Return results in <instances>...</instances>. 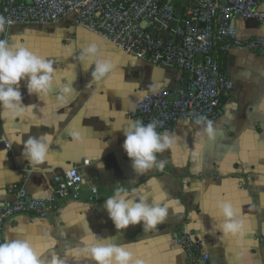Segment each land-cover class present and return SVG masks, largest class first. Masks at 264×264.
I'll return each instance as SVG.
<instances>
[{
  "label": "crops",
  "instance_id": "crops-1",
  "mask_svg": "<svg viewBox=\"0 0 264 264\" xmlns=\"http://www.w3.org/2000/svg\"><path fill=\"white\" fill-rule=\"evenodd\" d=\"M25 28L13 27L9 39L12 41V31ZM235 28L242 39H264V23L235 20ZM44 29L66 39L61 44L50 41V51L43 56L57 69V90L39 100L28 94L22 81L24 105H32L31 111L21 120L1 121L0 206L15 199L10 186L24 188L29 198H50L52 178L71 166H80L86 173L100 200L89 201L84 190L79 201L64 202L48 219L18 215L6 222L4 242L6 238H27L45 264H50L53 255L78 264L72 256L74 250L96 236H117L115 242L139 260L187 264L175 241L185 228L204 240L208 264H264V56L236 49L223 53L221 70L232 81L233 91L222 99L214 120L222 134L213 141L198 135L203 127L178 124L165 132L175 139L174 147L158 154V160L167 162L164 170L157 167L140 175L123 149L126 137L120 129L136 120L133 112L143 95L159 90L175 95L184 90L191 75L126 55L68 20ZM93 44L115 66L100 82L92 78L94 65L79 60L82 51ZM72 81L78 93L62 107L57 99L59 89ZM73 129L82 134V142L72 141L68 133ZM44 134L51 137L49 158L34 168L22 155L23 143ZM84 161L90 165L83 167ZM121 188L144 195L149 203L168 205L166 222L149 232L138 225L118 233L104 205ZM221 202L238 205L246 228L242 241L225 237L219 230L223 219L217 215V206ZM79 264L92 262L81 259Z\"/></svg>",
  "mask_w": 264,
  "mask_h": 264
},
{
  "label": "built area",
  "instance_id": "built-area-1",
  "mask_svg": "<svg viewBox=\"0 0 264 264\" xmlns=\"http://www.w3.org/2000/svg\"><path fill=\"white\" fill-rule=\"evenodd\" d=\"M263 5L264 0H31L30 4L27 0H0V16L11 22L0 39H9L13 27L46 28L68 20L126 55L191 75L184 90L175 95L159 90L143 95L135 106L136 120L145 125L157 121V131L165 133L181 123L203 127L195 123L202 117L214 123L221 100L233 91L218 53L236 49L264 56V39L240 38L231 21L263 24ZM82 165L87 167L90 162ZM9 189L15 199L0 206V243L4 242L6 222L18 215L48 219L64 202L79 201L84 190L89 201L100 200L98 189L80 166H71L52 178L50 198H29L24 188ZM175 241L187 264L209 263L198 234L182 228Z\"/></svg>",
  "mask_w": 264,
  "mask_h": 264
},
{
  "label": "clouds",
  "instance_id": "clouds-1",
  "mask_svg": "<svg viewBox=\"0 0 264 264\" xmlns=\"http://www.w3.org/2000/svg\"><path fill=\"white\" fill-rule=\"evenodd\" d=\"M10 21L0 16V34L6 33ZM79 60L85 65H94L91 70L92 78L96 82L103 81L114 70L115 66L110 60L101 56L97 45L93 44L84 49ZM88 71V67L84 68ZM26 82L30 96L39 100L48 98L57 90V69L54 62L26 48L22 43L12 42L10 39H0V120L17 121L25 118L31 111L32 105H24L21 82ZM74 81L60 87L58 101L62 107L67 106L76 98L77 91L72 86ZM202 125V133L209 140H215L222 133L214 126L213 121L199 118L195 121ZM158 122L152 121L145 125L139 120L131 121L123 131L126 137L123 149L132 161V167L137 174L159 168L163 171L166 161L158 160V154L172 149L175 139L167 133L157 131ZM69 136L75 143L83 140L82 134L73 129ZM23 143V142H22ZM51 141L49 135L29 137L23 143L22 155L34 168L44 165L50 154ZM218 210L223 222L218 225L225 237L243 240L246 235L244 220L230 202L218 204ZM104 208L109 214L118 233L130 226L142 225L145 232L158 229L166 222L169 216V206L160 203H149L148 199L135 191L129 192L123 188L118 189L106 199ZM16 231V230H13ZM117 236L107 239L97 237L91 243L72 252L78 264L81 259L90 260L92 264H145L137 259L127 247L115 242ZM0 264H45L41 255L35 250L27 238L7 239L0 243ZM50 264H68L64 256L53 255Z\"/></svg>",
  "mask_w": 264,
  "mask_h": 264
},
{
  "label": "rangeland",
  "instance_id": "rangeland-1",
  "mask_svg": "<svg viewBox=\"0 0 264 264\" xmlns=\"http://www.w3.org/2000/svg\"><path fill=\"white\" fill-rule=\"evenodd\" d=\"M24 31H12V42L22 43L29 50L44 56L45 52L50 51V41L62 43L66 39L62 37V34L53 32V30L46 31L44 27L40 26H26ZM31 27V28H30Z\"/></svg>",
  "mask_w": 264,
  "mask_h": 264
},
{
  "label": "snow or ice",
  "instance_id": "snow-or-ice-1",
  "mask_svg": "<svg viewBox=\"0 0 264 264\" xmlns=\"http://www.w3.org/2000/svg\"><path fill=\"white\" fill-rule=\"evenodd\" d=\"M49 140L51 141V137H49ZM231 203V202H230ZM232 204V203H231ZM233 205V207L237 210V212L239 213V207H238V205H234V204H232ZM217 215L221 218V219H223L222 218V215H221V213L220 212H218L217 213ZM87 242H89V243H91L92 241H87ZM127 250L128 251H130L128 248H127ZM132 252V251H131ZM133 254H134V256H135V253L134 252H132ZM136 257V256H135ZM145 264H151V262H145Z\"/></svg>",
  "mask_w": 264,
  "mask_h": 264
},
{
  "label": "water",
  "instance_id": "water-1",
  "mask_svg": "<svg viewBox=\"0 0 264 264\" xmlns=\"http://www.w3.org/2000/svg\"><path fill=\"white\" fill-rule=\"evenodd\" d=\"M27 2L30 4L31 3V0H27ZM180 10H178L177 11V13H176V15L177 16H180V12H179ZM231 26H232V28H234L235 27V21L232 19V21H231Z\"/></svg>",
  "mask_w": 264,
  "mask_h": 264
},
{
  "label": "trees",
  "instance_id": "trees-1",
  "mask_svg": "<svg viewBox=\"0 0 264 264\" xmlns=\"http://www.w3.org/2000/svg\"><path fill=\"white\" fill-rule=\"evenodd\" d=\"M222 56H224L223 53H218L219 60L222 58ZM223 103H224V101L221 100V107H222Z\"/></svg>",
  "mask_w": 264,
  "mask_h": 264
}]
</instances>
